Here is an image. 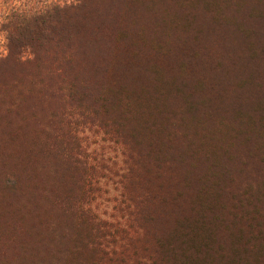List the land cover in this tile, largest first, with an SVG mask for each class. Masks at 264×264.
<instances>
[{
	"label": "trees",
	"instance_id": "1",
	"mask_svg": "<svg viewBox=\"0 0 264 264\" xmlns=\"http://www.w3.org/2000/svg\"><path fill=\"white\" fill-rule=\"evenodd\" d=\"M83 5V0H0V64H12L11 79L0 73L5 112L17 103L5 92L20 87L25 66L41 70L40 48L47 55V72L55 65L74 72L71 48L58 52L72 40L71 26ZM27 88L44 94L36 77ZM257 104V111H264V100ZM120 105L128 110L122 99ZM92 107L76 113L75 120L66 121L62 113L53 123V115L36 140L20 139L15 132L0 139V264H264V166L249 172L238 153L243 144L246 154V147L264 145L263 117L254 119L239 108L235 122L221 120L203 136L191 157L209 155L210 166L197 179L193 202L183 205L171 185L160 184L161 167L152 160L163 161L155 149L168 144L147 136L153 125L145 107L139 106L138 129L130 136L124 124L109 130ZM8 117L0 115V122ZM87 124L112 135L122 173L116 163L108 169L103 159L94 163L86 153L76 133ZM103 171L121 185L111 199L101 186Z\"/></svg>",
	"mask_w": 264,
	"mask_h": 264
},
{
	"label": "rangeland",
	"instance_id": "2",
	"mask_svg": "<svg viewBox=\"0 0 264 264\" xmlns=\"http://www.w3.org/2000/svg\"><path fill=\"white\" fill-rule=\"evenodd\" d=\"M83 3L71 26L73 41L65 40L58 52H70L67 46L71 48L74 72L70 66L60 70L56 65L54 72H47V55L40 48L41 70L27 64L20 74V87L16 92L13 88L5 92L7 99L17 98V103L13 111L0 108V115H9L5 123L0 122V139L5 141L15 132L20 139L36 140L53 115H57L53 123L62 113L66 121L75 120L76 113L87 111L92 104L109 130L124 124L123 131L130 136L128 132L138 129L139 106L145 107L146 120L153 125L147 136L168 144L155 149L156 154L161 150L163 155L158 158L163 161L152 160L154 166L161 167L160 184L171 185L182 204L189 205L197 192V179L210 166L209 155L204 160L191 157L203 136L208 137L221 120L235 122L239 108L254 119L264 118V111H257V101L264 100V0ZM11 65L1 63L0 73L4 76ZM6 76L12 78L8 72ZM34 77L43 81L44 94L27 88ZM120 99L128 110H122ZM77 131L94 163L103 159L108 169L116 163L123 172L119 145L112 135L89 124ZM259 144L257 150L246 147L247 154L244 144L238 151L242 168L249 172L264 166V145ZM143 147V151L148 150ZM103 172L101 186L111 199L118 195L121 185L118 178Z\"/></svg>",
	"mask_w": 264,
	"mask_h": 264
}]
</instances>
